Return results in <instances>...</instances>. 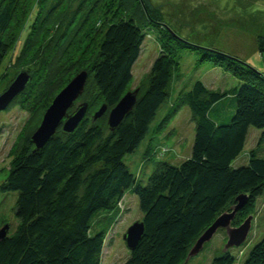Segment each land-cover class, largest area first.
<instances>
[{"label": "trees", "instance_id": "16d2710c", "mask_svg": "<svg viewBox=\"0 0 264 264\" xmlns=\"http://www.w3.org/2000/svg\"><path fill=\"white\" fill-rule=\"evenodd\" d=\"M135 2L121 0L120 5L129 10ZM15 8V0L0 5V67L10 54L4 35ZM154 14L139 3L128 18L111 22L101 36L91 84L109 110L127 93L146 40L141 24L144 19L153 22ZM41 19H35L36 25L28 20L34 37L40 34ZM185 45L179 47L198 51L200 63L225 71L237 83L230 91H213L196 81L180 105L163 118L166 122L176 115L179 106L189 109L193 120L189 158L178 165L168 160L155 163L145 185L124 163L146 141L158 111L169 103L175 61L161 54L133 110L114 132L105 134L98 122L91 124L84 118L70 135H62L59 128L38 152L32 153L30 139L21 147L0 184V193L17 194L14 232L0 224V229L8 227L0 242V264H100L106 233L96 231L93 223L101 213L115 214L129 191L137 199L144 232L124 264H184L197 239L243 195L247 203L232 222V227L240 226L239 219L264 194V77L234 57ZM257 48L264 53L263 37L257 38ZM161 123L157 128L163 127L164 120ZM250 129L258 131L261 139L249 151L247 164L233 168ZM213 264L235 261L226 255ZM242 264H264V239L251 248Z\"/></svg>", "mask_w": 264, "mask_h": 264}, {"label": "rangeland", "instance_id": "374dc122", "mask_svg": "<svg viewBox=\"0 0 264 264\" xmlns=\"http://www.w3.org/2000/svg\"><path fill=\"white\" fill-rule=\"evenodd\" d=\"M7 1L0 0V5ZM15 1L13 18L4 35L10 54L0 67V97L20 73L24 72L31 81L0 111V184L7 178L13 158L22 146L29 144L56 95L78 74L86 72L88 78L81 97L68 114L86 103L88 109L84 118L91 120L102 106H106L91 84L101 36L111 22L128 18L139 3L156 14L152 16L153 22L144 19L141 24L146 40L132 68L127 93L138 91L139 95L159 55H171L175 61L169 106L166 104L158 111L153 124L158 131H153L151 126L146 141L133 155L124 158L128 170L140 183L146 184L155 163L166 160L181 163L189 158L193 141L189 109L179 106L176 115L166 122L163 118L180 105L181 98L193 83L200 81L213 91H230L237 86L230 74L210 63H200L201 53L181 49L179 44L183 46L186 42L234 57L264 77V53H259L257 48V38H264V0H137L130 11L120 5L121 0ZM38 16L42 18L40 26L44 25L39 26L40 34L34 37L30 34L28 20L34 22ZM143 17H146L144 12ZM165 23L169 26L167 29ZM173 36L180 39V43L173 41ZM16 45L18 51H14ZM110 111L107 109L97 121L104 127L105 134ZM162 120L164 124L159 129ZM259 134L250 129L243 152L232 163L233 168L247 164L249 151L257 147L261 139ZM16 197V193H0V224H7L10 233L17 226L14 216ZM231 207L232 204L226 211ZM116 209L115 214H99L93 223L96 231L106 233L100 264H124L127 261L130 253L123 236L129 227L142 221L137 199L131 191L125 194ZM248 218L251 228L242 245L224 252L227 236L225 231L218 230L188 264H213L214 259L226 255L231 256L235 264H242L251 248L264 239V194L237 225H242Z\"/></svg>", "mask_w": 264, "mask_h": 264}, {"label": "water", "instance_id": "95a60500", "mask_svg": "<svg viewBox=\"0 0 264 264\" xmlns=\"http://www.w3.org/2000/svg\"><path fill=\"white\" fill-rule=\"evenodd\" d=\"M88 74L81 72L73 78L54 98L49 108L45 111L40 125L30 138L33 146L32 153L40 151L45 144L54 138L57 130L60 128L62 135L72 134L81 124L87 112L88 105L86 103L79 105L74 112L68 114V110L72 109L74 103L83 93L84 86ZM31 78L24 72L20 73L9 89L0 97V111L4 110L18 94L24 91L26 85ZM138 91L126 93L118 104L110 111L107 118V129L114 132L122 123V121L131 113L136 101ZM107 111L106 106L102 108L92 117L91 124H95ZM247 197L238 196L235 204L229 211L223 212L216 218L212 225L207 228L204 233L197 239L190 249L184 264L188 263L192 258L196 257L203 247L211 241L218 230H223L227 236V243L224 246V252L231 248L242 245L250 231V218L246 219L239 227H232V222L236 214L246 205ZM8 227L4 226L0 229V242L6 237ZM144 232L143 223H135L129 227L123 236V241L129 253L133 252L142 238Z\"/></svg>", "mask_w": 264, "mask_h": 264}, {"label": "crops", "instance_id": "0c3cea01", "mask_svg": "<svg viewBox=\"0 0 264 264\" xmlns=\"http://www.w3.org/2000/svg\"><path fill=\"white\" fill-rule=\"evenodd\" d=\"M174 164L178 165L179 163H177V162H174Z\"/></svg>", "mask_w": 264, "mask_h": 264}, {"label": "bare ground", "instance_id": "6f19581e", "mask_svg": "<svg viewBox=\"0 0 264 264\" xmlns=\"http://www.w3.org/2000/svg\"><path fill=\"white\" fill-rule=\"evenodd\" d=\"M240 212V211H239ZM234 221V220H233Z\"/></svg>", "mask_w": 264, "mask_h": 264}]
</instances>
